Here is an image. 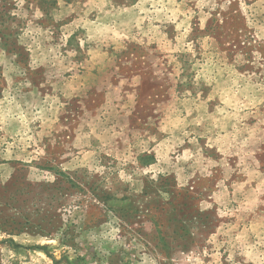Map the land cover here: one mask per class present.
<instances>
[{"label":"rangeland","instance_id":"rangeland-1","mask_svg":"<svg viewBox=\"0 0 264 264\" xmlns=\"http://www.w3.org/2000/svg\"><path fill=\"white\" fill-rule=\"evenodd\" d=\"M0 264H264V0H0Z\"/></svg>","mask_w":264,"mask_h":264}]
</instances>
